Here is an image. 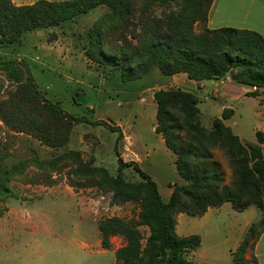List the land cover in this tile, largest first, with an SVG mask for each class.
Instances as JSON below:
<instances>
[{"label": "trees", "instance_id": "1", "mask_svg": "<svg viewBox=\"0 0 264 264\" xmlns=\"http://www.w3.org/2000/svg\"><path fill=\"white\" fill-rule=\"evenodd\" d=\"M213 0H36L16 5L0 0V46L18 43L29 32L57 27L97 8L107 14L100 25L86 32L84 57L103 71L104 77L118 72L122 82L136 81L156 67L164 76L186 74L196 83L229 75L238 85L253 88L250 97L264 95V38L250 30L206 27ZM199 30L195 31L194 27ZM54 38H50L52 41ZM22 77L0 99V122L12 134L26 135L40 145L64 147L79 123L101 125L117 132L105 121H88L66 114L59 102L45 99L26 66ZM154 132L174 155L182 185H171L164 201L155 182L136 162H124L115 148L117 173L112 176L78 151H67L47 160L34 159L31 172L24 163L9 169L0 163V205L18 199L11 181L24 185L52 186L54 174L63 173L71 188H95L109 194V205L134 204L137 218L109 217L97 223L100 247L109 250L110 239L124 244L114 251V264H195L188 259L199 246L198 235L179 236L177 215L201 217L209 208L230 203L236 212L257 206L263 217L253 223L240 245L231 252V264H257L245 258L264 230V133L255 132L256 144H244L223 120L232 110L224 109L208 129L201 126L198 97L180 89H159ZM264 107V98L260 100ZM228 158L234 181L224 186L218 166L211 162L212 149ZM131 168L140 181L128 182L123 170ZM7 211L0 207V217ZM141 228L147 230L144 236Z\"/></svg>", "mask_w": 264, "mask_h": 264}, {"label": "rangeland", "instance_id": "2", "mask_svg": "<svg viewBox=\"0 0 264 264\" xmlns=\"http://www.w3.org/2000/svg\"><path fill=\"white\" fill-rule=\"evenodd\" d=\"M34 1L14 0L27 4ZM105 14L106 8L100 7L57 27L26 33L18 43L0 46V99L13 90V80L22 77L26 66L45 99L59 102L66 114L92 122L105 121L121 128L132 142L133 152L139 155V168L155 182L161 198L166 201L171 192L169 186L182 185L184 181L177 174L174 155L154 133L156 105L153 94L159 89H175V85L170 88L172 82L156 67L136 81L122 82L118 72L104 77L103 71L84 57L86 32L100 25ZM194 29L198 31L199 27ZM50 38L54 39L49 41ZM177 83L184 87L180 78ZM212 92L209 85L195 92L200 98L197 105L200 123L206 129L220 104L213 99L203 101ZM233 97L225 103L233 110L225 125L232 128L244 144H256L255 129H264V107L260 104L264 95L256 99L240 92ZM117 138V132L101 125L79 123L71 131L68 143L53 150L26 135L10 133L0 122V163L9 169L24 162L29 173L34 170V159H52L72 150L80 152L85 161L92 159L93 166L102 167L114 176L117 173L115 148L119 152L121 146ZM211 151V162L218 166L222 184L231 185L234 172L230 161L217 148ZM125 162L130 160L126 158ZM123 176L128 182L140 181L131 168L124 169ZM53 178L55 183L49 187L11 181L9 186L18 199H9L0 205L7 208L0 217V244L5 246L0 247V264H114L113 251L124 241L121 237H113L109 250L103 251L97 223L109 217L135 220L138 207L129 203L111 206L110 195L95 188H71L63 173L54 174ZM227 208L209 217L215 227L210 241L221 240V252L231 247L245 219L252 221L254 212L261 211L252 206L245 213L233 215ZM14 222L20 227L10 229ZM202 229L201 218L188 215L180 218L176 226L177 234L182 237H200ZM141 232L147 235L146 229L141 228ZM82 244L86 245L85 250ZM195 252L194 261L201 262V248ZM39 257L42 262L38 261Z\"/></svg>", "mask_w": 264, "mask_h": 264}, {"label": "crops", "instance_id": "3", "mask_svg": "<svg viewBox=\"0 0 264 264\" xmlns=\"http://www.w3.org/2000/svg\"><path fill=\"white\" fill-rule=\"evenodd\" d=\"M12 2H14V0H12ZM15 4L16 5H27V3H15ZM206 27L210 30L219 29L222 27H232V28L241 29V30H250V31L258 33L260 36L264 38V0H213L212 5L208 11V20H207ZM179 78L184 82L183 88H181L180 84L177 83V79ZM167 81L172 82V84H170L169 86L170 88L171 86L175 85L173 86L175 89H180L182 91L190 92L193 94H195V92H201L202 89H205L206 85H209L210 87H212L213 92L208 97H204L203 101H206L208 99H213V100H218L220 102V104L217 105L216 107L217 110L214 113L215 115H213L212 117V118H219V119L221 118V115L219 114H222V111L224 109L232 110V107L230 105H226L225 103L227 101L230 102L231 100H233L232 98H234L233 96L235 94H239L241 92V94H243L245 97H248L246 93L251 92L253 90V88L243 86V85H238L234 83L229 75L219 80H211V81L196 83L194 81L189 80L186 77V74L180 73V74H175L173 76H169ZM237 89L239 91H237ZM198 99L200 101V98ZM232 115H233V110H232ZM223 122L224 124L226 123L225 120H223ZM230 129L232 130V128ZM120 131L122 134V139L120 140L121 146L118 152L120 153V157L122 158L124 162L126 161V158H128L130 161L136 162L139 166L141 161L139 159V155L133 152L132 150L133 149L132 142L128 139L127 135H125L126 133L123 132L121 128H120ZM256 131H259V130L255 129L254 132ZM260 132L264 133V129L260 130ZM158 136L161 138L160 135ZM238 138L241 141V138L239 136ZM167 151L169 150L167 149ZM224 207H228L227 209L232 211L231 213H233V215H236L234 213H240V214L245 213L252 206L248 207L242 212L234 211L230 203H224L220 207H217V208H209L204 213V215L200 217L201 223L203 226V229H202L203 233H202V236H200L201 242H200V246L198 247V248H201V257H200L201 262L196 263V261H194V259L196 258L195 256L197 252L193 251L188 256V259L191 260L193 263L195 264H221L222 262H225L226 264H231L232 263L231 252H233L240 245L245 235L247 234L250 226L253 223H256L259 220H261L263 217V213L262 211H260V213L254 212L255 217L254 219H252V221H250L249 219L247 220L245 219L243 226L240 228L237 236L233 239V243L231 247H228L227 249L221 252L219 247L223 245L222 244L223 242L221 240L219 241L218 239L215 242H213V240L210 241V236L213 235L215 231V227H214V222L210 223L211 221L209 217L211 213H213L212 215H215L214 213L221 211V209H223ZM184 216L185 214L177 215V224H178L179 219ZM19 227H20V224L14 222L10 224L9 228L17 229ZM21 228H25L26 230L29 229L25 226H22ZM205 242H207L206 246H204ZM1 246L2 248L5 247L0 244V247ZM81 247H82V250L86 249V245L84 244H82ZM9 248L11 249L12 245ZM216 248L218 250H216ZM245 258L247 260L254 259L257 262V264H264V230L261 232V234L259 235L258 239L255 241L253 246L247 250ZM41 260L42 258L39 257L38 261L42 262Z\"/></svg>", "mask_w": 264, "mask_h": 264}]
</instances>
